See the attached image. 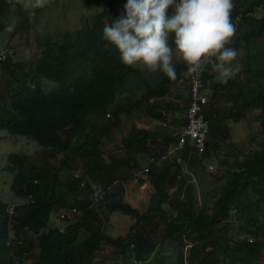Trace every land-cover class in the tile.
I'll list each match as a JSON object with an SVG mask.
<instances>
[{"label":"trees","instance_id":"trees-1","mask_svg":"<svg viewBox=\"0 0 264 264\" xmlns=\"http://www.w3.org/2000/svg\"><path fill=\"white\" fill-rule=\"evenodd\" d=\"M96 2L99 9L81 15L74 27L40 35L33 31L36 21H30L31 14L17 0H0V32L10 21L8 14L18 16L0 51L4 56L0 61V130L33 139L44 150L34 157L17 152L7 155L3 169L12 173L9 191L22 201L10 209L0 203V264H98L107 254L130 252L141 260L170 241L175 244L176 264L183 260L186 264H264V14H255L264 0H232L230 18L235 31L227 46L243 48L244 63L238 73L219 83L212 80L210 65L197 71L208 100L203 110L208 133L202 151L185 142L183 148L169 152L180 132L131 122L117 145L123 152H109L107 158L100 146L120 126L121 114L143 107L152 118L176 113L181 119L189 103V74L177 60L173 61L175 79L163 73L151 77L138 64L121 63L117 51L103 38L102 28L123 12V4ZM33 32L34 54L19 60L16 49L31 45ZM21 34H28L22 44ZM43 80L56 85L43 87ZM179 80L187 83L185 90L175 87ZM127 82L138 92L122 97L118 88ZM172 91L175 101L166 97ZM218 94L224 104H210ZM252 109L257 110L253 117L262 138L241 157L238 149L228 159L223 154L231 150L229 123L245 118ZM182 123H186L185 116ZM255 139L253 134L250 141ZM139 153L145 158L164 157L151 162L141 176ZM213 153L223 155L216 160L222 182L208 207L196 201L180 163L192 167L211 160ZM58 154L61 157L54 165L50 158ZM75 158L80 159V175L71 173ZM90 177L101 184L97 196H93ZM129 177L148 180L153 187L143 211L121 197ZM101 201H106V213L98 210ZM69 210L74 212L71 217ZM115 210L134 218L123 237L104 230L102 216ZM51 220L59 223L53 225ZM230 224L241 238L229 234Z\"/></svg>","mask_w":264,"mask_h":264},{"label":"rangeland","instance_id":"rangeland-1","mask_svg":"<svg viewBox=\"0 0 264 264\" xmlns=\"http://www.w3.org/2000/svg\"><path fill=\"white\" fill-rule=\"evenodd\" d=\"M117 1L122 4L124 3V0ZM17 2L25 11L31 14V17H29L30 21H36V24L33 27V31H36L40 35L50 34L53 33L55 30L64 31L67 28L70 29L71 27H74L76 25V22L78 23L81 15L84 16L94 11H97L99 9L97 7L100 6V4L96 2V0H40V3H36V0H17ZM35 11L36 14L35 16H33V12ZM255 14L263 15L264 6L257 7L255 9ZM17 17V14L14 12L8 14V18L10 19V21L8 25L3 26L2 31L0 32V51L4 40L9 38L11 35V32L16 25ZM237 33L238 32L236 31V34ZM26 36H28V34H21V36L19 37V42L24 43L26 41ZM34 36L35 34L33 32V37H29L32 41L31 45H25L24 47L19 45L20 48L18 47L16 49V58H18L19 60L30 59V57L34 54L33 51L36 49L34 43ZM233 38L234 37H232V39ZM10 42L14 43L15 39H11ZM260 48L263 49V46ZM236 53V58L232 62V65L235 68L234 74L238 73L237 71L241 69L244 63V58H242L243 48L241 45L237 46ZM174 60L176 59L174 58ZM138 65L144 70L145 73H147V75H150L151 77L158 76L161 73L159 70H149L142 64ZM209 72L212 73V70L210 69ZM181 80H179L175 84V87H179L185 90L187 83L182 82ZM212 80L219 82L214 70ZM55 85L56 84L53 82L43 80V87ZM131 88L132 86L127 82L125 86L118 88V92L123 93L122 97L134 96L138 92V90L133 91ZM173 93L174 91H172L171 94H166V97L169 100H174ZM181 103L184 104V102ZM210 104L222 106V104H224L223 96L218 94L214 99H210ZM251 111V113H249L245 118H242L240 121L236 123H229V129L232 139L231 150L227 153V155L223 154L228 159H233L238 149H241L239 155V157H241V153H246L248 149L256 147V140L262 138L261 132L259 131L258 121H256L253 117L257 110L252 109ZM184 115L185 111H182L181 119H178V117H176V113H165L164 119H156L152 118L143 107L136 109L130 114H121V124L118 128L116 127L112 130L111 139L102 141L100 148L102 150L103 157L107 158L109 152H112L113 154H121L123 152L121 149L118 148L117 145H120V140L122 136L127 132L131 122H135L137 126L145 127L147 129L158 127L161 130L176 133L179 132L180 129L183 127L182 117ZM253 134L256 135V139L250 141V138ZM43 151V148L33 139L26 138L24 135L9 134L7 131L0 130V203H6V205L10 209L12 208V204L21 203L22 201L19 198L13 197V194L9 191V184L12 179V173L6 169H3V166L6 163L7 155L11 152H17L24 153L26 155H29L30 157H34L38 153L42 154ZM212 155L213 156L211 160H203L202 163L198 164L194 163L192 167H186L182 161L180 163L182 165L183 173L185 174L187 181L191 183L194 187L196 201L200 204H205L208 207L211 206L213 199L218 193L217 189L222 182V178H219L217 176V174H221L222 170H220V172L218 171L216 160L217 158L223 157V155L215 153H213ZM60 157L61 154L53 156L52 158H50L51 163L56 165ZM146 158L141 153L136 155L138 163H140V165L143 167H147L149 165ZM79 163L80 159L77 158L73 164V169L71 171L72 174L74 173L76 175H80L81 170L77 168V166L80 165ZM61 175H64V172L61 173ZM90 181L92 182L93 189L95 188V190H98L99 186L101 188V184L99 183V180L96 177H90ZM111 190H113V188H111ZM152 191L153 187L151 186L148 180L144 182H139L134 177H129L128 181L126 180L123 184V191L121 193V197L130 205L138 208L139 211H143L145 210L148 204L149 196ZM167 191L170 192L171 189L169 188ZM93 196L97 195H94L93 193ZM107 199H109V197ZM105 202L106 201L99 202L98 210L100 212L103 211V213H106V208L104 207ZM73 214V210H69L68 216L71 217ZM59 216L64 217L62 213L59 214ZM102 218L105 221V232L113 237L125 236L134 221L133 217H131L130 215L123 214L118 210H115L111 213H107L105 216L103 215ZM51 222V224L59 223L56 220H51ZM227 228L229 229L230 235H237V238H241L242 235L237 233V229L234 224L228 225ZM23 232H25L27 235H30V232H28V230H24ZM160 246L162 247L158 251H156V248L151 254L148 255L146 259H135L131 252L127 253L124 256H120L119 254L115 256L113 254H107L103 257L102 260H97V258L95 259L97 260L98 264H176V252L174 249V242H166ZM186 248L187 246L183 247V251L186 250ZM105 250H108V247H106ZM222 263L223 261L218 262V264ZM23 264H28V262L25 261ZM183 264H186L184 260Z\"/></svg>","mask_w":264,"mask_h":264},{"label":"clouds","instance_id":"clouds-1","mask_svg":"<svg viewBox=\"0 0 264 264\" xmlns=\"http://www.w3.org/2000/svg\"><path fill=\"white\" fill-rule=\"evenodd\" d=\"M232 7V0H124L102 36L125 65L142 64L175 79V58L188 73L210 65L224 83L235 73L237 55L227 46L235 31Z\"/></svg>","mask_w":264,"mask_h":264},{"label":"built area","instance_id":"built-area-1","mask_svg":"<svg viewBox=\"0 0 264 264\" xmlns=\"http://www.w3.org/2000/svg\"><path fill=\"white\" fill-rule=\"evenodd\" d=\"M4 59L2 53H0V61ZM189 74V103L185 110L186 123L180 129L179 137L176 143L169 152L180 149L185 142L194 145L198 151H201L204 147L205 139L208 133V123L204 118V106L207 103V96L203 93L202 79L200 78L198 72L188 73ZM164 156L160 158L149 156L147 158L148 164L153 161H159ZM181 159L179 156L176 157V161L179 162ZM142 170L139 171V175H144L146 166H142ZM145 176V175H144ZM94 195H97V190L94 191Z\"/></svg>","mask_w":264,"mask_h":264},{"label":"bare ground","instance_id":"bare-ground-1","mask_svg":"<svg viewBox=\"0 0 264 264\" xmlns=\"http://www.w3.org/2000/svg\"><path fill=\"white\" fill-rule=\"evenodd\" d=\"M185 124V123H184ZM183 124V125H184ZM13 137V136H12ZM189 145V144H188ZM183 148V147H182ZM185 148V147H184ZM202 151V150H201ZM169 154V153H168ZM167 155V154H166ZM170 155V154H169ZM167 157V156H166ZM171 157H172V155H171ZM180 157V156H179ZM165 159V158H164ZM161 162V161H160ZM76 175V174H75ZM79 178V177H78ZM60 227V226H59ZM62 229V228H61Z\"/></svg>","mask_w":264,"mask_h":264}]
</instances>
